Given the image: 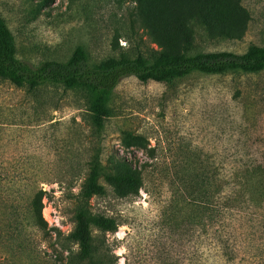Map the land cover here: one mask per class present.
Returning a JSON list of instances; mask_svg holds the SVG:
<instances>
[{
	"label": "rangeland",
	"instance_id": "obj_1",
	"mask_svg": "<svg viewBox=\"0 0 264 264\" xmlns=\"http://www.w3.org/2000/svg\"><path fill=\"white\" fill-rule=\"evenodd\" d=\"M201 12L205 19L198 13ZM0 15L26 61H65L82 46L91 62L191 52H242L264 46V0H0ZM100 133L81 93L47 86L28 93L0 81V264L77 263L67 238L89 163L110 171L135 168L138 194L89 200L93 215L113 219L114 232L91 226L105 264H197L198 247L179 191L190 171L264 164V71L191 73L170 82L134 77L115 89ZM123 133L145 149L126 148ZM118 165H122L118 167ZM238 166V167H239ZM41 191V192H40ZM262 229L229 264H264ZM250 241V242H248ZM82 264H90L84 262Z\"/></svg>",
	"mask_w": 264,
	"mask_h": 264
},
{
	"label": "trees",
	"instance_id": "obj_2",
	"mask_svg": "<svg viewBox=\"0 0 264 264\" xmlns=\"http://www.w3.org/2000/svg\"><path fill=\"white\" fill-rule=\"evenodd\" d=\"M205 19L201 12L198 13ZM181 54L153 52L149 55L108 58L94 63L82 46H76L65 60L26 61L17 56L15 35L0 15V81L28 93L43 87H63L81 93L87 104L88 121L94 133H100L111 117L110 102L117 86L126 78L134 77L141 83H165L191 73L218 75L227 72L257 74L264 71V46L251 45L242 52H191L187 35ZM141 136L123 133L126 148L145 149ZM122 165H118L120 167ZM233 163L224 177L218 170L190 171L179 191L180 213L191 222L198 243L206 244V262L229 264L247 238L252 239L262 229L264 217V164L243 169ZM104 181L120 198L138 194L142 185L141 173L135 168L106 169L98 159L89 163V169L79 194L74 216L75 227L68 235L77 244V263L105 264L94 260L99 250L93 243L90 228L114 232L113 219L93 215L89 200L105 194ZM41 192V191H40ZM250 242V241H248ZM201 248V247H200ZM197 264H203V253H198ZM68 264H74L70 261Z\"/></svg>",
	"mask_w": 264,
	"mask_h": 264
}]
</instances>
